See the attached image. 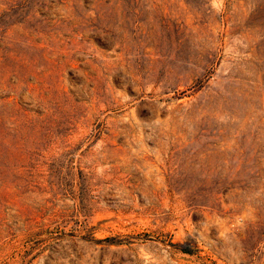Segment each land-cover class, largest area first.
Instances as JSON below:
<instances>
[{"label": "rangeland", "instance_id": "obj_1", "mask_svg": "<svg viewBox=\"0 0 264 264\" xmlns=\"http://www.w3.org/2000/svg\"><path fill=\"white\" fill-rule=\"evenodd\" d=\"M263 144L264 0H0V264H264Z\"/></svg>", "mask_w": 264, "mask_h": 264}, {"label": "bare ground", "instance_id": "obj_2", "mask_svg": "<svg viewBox=\"0 0 264 264\" xmlns=\"http://www.w3.org/2000/svg\"><path fill=\"white\" fill-rule=\"evenodd\" d=\"M98 1V0H97ZM225 5V4H224ZM45 24H47V23H45ZM74 61V60H73ZM93 65V64H92ZM94 67H95V65H93ZM129 106V105H128ZM253 106V105H252ZM238 111V110H237ZM264 145V144H263ZM258 147V146H257ZM216 151V150H215ZM217 152V151H216ZM202 160V159H201ZM76 162V161H75Z\"/></svg>", "mask_w": 264, "mask_h": 264}]
</instances>
